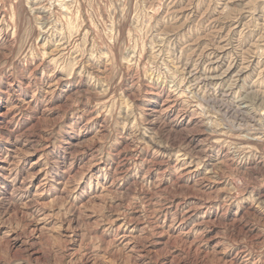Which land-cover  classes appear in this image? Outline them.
Listing matches in <instances>:
<instances>
[{"label":"rangeland","instance_id":"obj_1","mask_svg":"<svg viewBox=\"0 0 264 264\" xmlns=\"http://www.w3.org/2000/svg\"><path fill=\"white\" fill-rule=\"evenodd\" d=\"M0 264H264V0H0Z\"/></svg>","mask_w":264,"mask_h":264}]
</instances>
